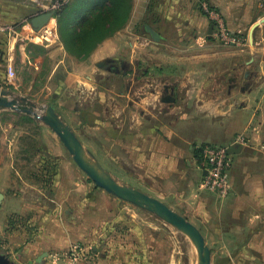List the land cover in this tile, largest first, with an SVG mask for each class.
I'll list each match as a JSON object with an SVG mask.
<instances>
[{"label":"crops","instance_id":"0c3cea01","mask_svg":"<svg viewBox=\"0 0 264 264\" xmlns=\"http://www.w3.org/2000/svg\"><path fill=\"white\" fill-rule=\"evenodd\" d=\"M53 2L0 0V22L21 25L23 36L10 40L7 34L0 33L3 79L11 78L21 68L29 69L33 65L30 58L39 64L40 51L47 58L64 51L57 27V38L50 39V34L44 37L48 30L36 31L32 26L33 17L49 11ZM207 2L242 43L230 44L217 35V20L204 13L202 0H134L125 28L101 43L89 59L77 63L80 73L75 75V81L79 85L94 84L99 75L107 74L102 62L121 67L124 62L123 73L112 72L121 76L116 87L125 89L118 92V117L110 122L112 163L120 170L134 171L149 188L144 192L176 210L171 202L188 205L194 216L205 209L211 220V235H240L244 241L231 242L229 246L233 250L261 252L248 263L264 264V0ZM258 22L251 38V29ZM147 26L162 39L153 40ZM35 34L36 40L25 39L26 35ZM106 89L112 91L110 87ZM84 96L87 99L89 95L82 93L81 98ZM168 96L173 101L167 102ZM123 101L125 105L120 106ZM96 104L94 100L85 107L86 120ZM43 127L48 135L52 133ZM241 134L249 137L245 145L234 143ZM79 138L86 148H91L81 135ZM7 144L11 148L8 155L13 159L8 169L22 178L16 168L20 160L18 141L13 137ZM206 145L232 149V190L225 200L199 188L205 176L201 164ZM91 152L97 160L101 159L97 152ZM47 153L54 156L51 150ZM55 156L61 160L52 189L36 183L29 185L27 194L17 191L9 196L3 192L5 202H20L26 207L32 203L55 204L57 208L41 212L37 227L33 222V229L14 230L19 251L10 255L12 260L16 264L140 263V257H133V262L128 263L127 255H114L107 239L109 229H122L123 215L133 220L130 209L121 208L120 199L97 187L81 170L67 174L73 165L69 156ZM97 193L112 208L100 209L103 201L94 199ZM79 242L87 247V252H77L79 257L75 259L71 247ZM124 249L121 247L120 251ZM103 251L110 255H103Z\"/></svg>","mask_w":264,"mask_h":264},{"label":"rangeland","instance_id":"374dc122","mask_svg":"<svg viewBox=\"0 0 264 264\" xmlns=\"http://www.w3.org/2000/svg\"><path fill=\"white\" fill-rule=\"evenodd\" d=\"M76 1L69 0L70 5L75 4ZM56 17L54 16L53 19ZM52 23V20L49 21L45 29L50 28ZM140 31L143 33L142 28ZM39 53L38 56H41L39 64L33 61V58H30L33 65L29 69L21 68L19 72H14L11 78L6 77V79H3V74H1L0 89L6 88L15 92L18 96H27L38 104L53 105L62 118L74 129L76 134L78 136L81 135L86 143L91 146V148L87 149L97 152L99 157L104 159V162L99 158L98 161L117 180L127 185L135 184L137 185L136 188L142 191L148 190L149 188L143 185L144 179L138 178L134 171L120 170L117 165L112 163V148H110V136L112 132L110 122L116 120L118 117V92L120 90L125 91V89L119 90L116 87L117 81L121 76L119 77L106 70L107 74L105 76L99 75L93 82L94 84L79 85L78 81H75V75H79L80 73L77 64L79 60L76 57L70 55L66 49L56 52L53 58L45 57L43 51ZM0 58L3 59V51L1 50ZM68 72H72L73 75L70 76ZM109 87L112 91L106 89ZM82 93L84 95L88 94V98L84 99L86 96L81 98ZM98 97L100 98L97 100ZM94 100H96L97 104L92 113L87 117V122L84 109L87 105H91ZM120 103V106H123L126 101ZM7 112L13 111H0V194H2V198H0V252L13 255L19 251L15 247L14 230L33 229L34 227L30 226L33 222L36 223L35 227H37L42 218L40 216L41 212L45 210L53 212L57 211V208H55V204L32 203L26 207V204L20 202L9 203L4 201L3 192L9 196L17 191L27 194L30 191L29 185L41 183L39 180L31 177L32 173H36V176L41 175L39 173L41 167L38 166L39 157L37 156L34 158L31 154H28L30 160L32 159L30 163L24 160L17 162L16 168L20 171L22 178H18L14 170L8 169L9 163L13 160L8 155L11 149L7 144L8 140L14 137V140L18 141L17 150L19 151L22 148L21 144L24 148L31 149V152L36 151L39 147L51 150V154H54L53 159L58 161V170L61 158L57 159L59 157L55 155L61 154L66 156V158L69 156L73 165L72 169L66 170L67 174L73 175V170L79 172L81 169L74 162L59 137L53 131L48 135L49 133L47 134V132L43 131L44 127L42 124V129L38 130L35 124L26 122L22 124L14 114ZM125 113H128V111ZM102 123L105 124V127ZM106 135L109 136L108 139L105 137ZM104 145L109 148H104ZM81 172L86 176L82 170ZM54 174L55 178L57 172H54ZM50 189L52 187L48 188V190ZM50 198L52 197L50 196ZM94 199L103 201L102 206H99L100 209L105 208V206L109 209L112 208V205L107 203L105 198L101 199L98 193L94 196ZM120 204L121 208L127 206L130 209L129 216L133 217V220L127 219V217L124 218L123 215L121 221L122 229L117 230L115 227L109 229L110 236L107 239H109V244L112 245L111 251L114 255H127L125 257L128 259V263L133 262L131 258L140 257L142 259L141 262H135V264H197V250L187 235L148 211H144L122 200ZM171 205L178 209L173 208L174 210L180 211L179 213H183L182 215L184 216L186 215L185 217L190 216L191 218L188 219L197 224L201 231L205 232L204 236L208 239L209 246L213 247L211 248L212 264H249V260L258 257L259 254L261 255V252L258 251L233 250V246H229V244L231 242L234 244L242 243L244 239L240 235L232 237L220 234L211 235L208 224L211 220L206 216L207 212H205V209L201 210V213H195L197 216H194L190 212L188 205L186 207L185 205H177L173 202H171ZM204 207H207V205L205 204ZM69 210H71V207H69ZM202 213L205 215L201 218ZM67 216L65 217L67 218ZM109 244L105 242L106 247ZM73 246L80 247L84 245L79 242L73 244ZM119 247L125 248V251H120ZM102 254L110 255L107 251H103ZM250 264H255V261L250 262Z\"/></svg>","mask_w":264,"mask_h":264},{"label":"water","instance_id":"95a60500","mask_svg":"<svg viewBox=\"0 0 264 264\" xmlns=\"http://www.w3.org/2000/svg\"><path fill=\"white\" fill-rule=\"evenodd\" d=\"M56 15L57 12L54 10L36 15L32 19L33 28L40 31ZM259 24L258 22L252 27L251 38ZM146 29L156 42L162 39V36L150 26H147ZM107 62H102L101 66H104ZM122 65L124 66V62H122ZM116 71L119 72L118 69ZM165 100L170 102L173 101V98L168 96ZM5 110L27 114L48 127L59 137L77 166L97 187L126 203L156 215L183 232L190 238L197 250V264H212V249L199 227L167 203L117 180L100 164L96 156L84 146L74 129L62 118L54 106L38 104L27 96H18L15 92L3 88L0 89V111ZM229 152H232L231 148H229ZM0 198H2V194H0ZM0 264H16V262L12 260L9 254L0 252Z\"/></svg>","mask_w":264,"mask_h":264},{"label":"trees","instance_id":"16d2710c","mask_svg":"<svg viewBox=\"0 0 264 264\" xmlns=\"http://www.w3.org/2000/svg\"><path fill=\"white\" fill-rule=\"evenodd\" d=\"M133 5L134 0H77L73 5L67 2L57 15L59 39L70 55L79 61H86L101 43L125 28L131 17ZM7 113L14 114L22 124L33 123L38 130L42 129L41 123L27 114ZM21 147L20 160L32 162L28 154L34 158L39 157L41 175L36 176V173H32L31 177L39 180L40 184L47 188L52 187L51 181L54 179V172L58 170V161L47 153L45 147H39L34 152L27 147L24 148L22 144Z\"/></svg>","mask_w":264,"mask_h":264},{"label":"built area","instance_id":"2783aa9c","mask_svg":"<svg viewBox=\"0 0 264 264\" xmlns=\"http://www.w3.org/2000/svg\"><path fill=\"white\" fill-rule=\"evenodd\" d=\"M69 2V0H56L52 5L50 10H54L58 12L61 9V7ZM202 9L206 15H208L210 18H213L217 20L216 24V32L217 35L225 42L230 44H240L242 43V40L235 34L231 33L227 26L221 21L219 13L212 9L207 0H202ZM56 15V16H57ZM52 20V26L46 30H48L45 33L44 37L46 38L47 34H50V39L52 37L57 38L56 34V27H57V17ZM50 20V21H51ZM28 24V21L25 22ZM20 26L18 24H2L0 22V33L7 34L10 40L18 39L23 37ZM45 28V27H44ZM41 29L42 32L45 29ZM51 29V30H50ZM50 30V31H49ZM37 35H26L25 39L28 41H34L36 40ZM249 142V137L247 134H241L238 136L234 143L237 145H245ZM202 169L205 172V176L199 186V188L203 191H208L211 193L216 194L220 199L225 200L229 197L231 190H232V180L230 176V152L228 146H219V145H206L202 149ZM78 253H86L87 249L84 246H73L71 247V253L73 254L75 259H77L79 256H77ZM68 264H75L74 262H70Z\"/></svg>","mask_w":264,"mask_h":264},{"label":"flooded vegetation","instance_id":"af4514ba","mask_svg":"<svg viewBox=\"0 0 264 264\" xmlns=\"http://www.w3.org/2000/svg\"><path fill=\"white\" fill-rule=\"evenodd\" d=\"M104 68L111 72H117L116 69H118L120 73H123V71L126 69V66L124 65L121 67L117 66L114 62H108L107 64H105Z\"/></svg>","mask_w":264,"mask_h":264}]
</instances>
